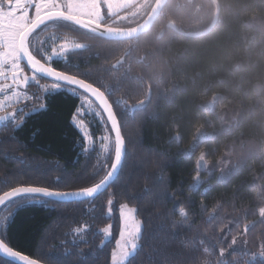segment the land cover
<instances>
[{"label":"trees","instance_id":"1","mask_svg":"<svg viewBox=\"0 0 264 264\" xmlns=\"http://www.w3.org/2000/svg\"><path fill=\"white\" fill-rule=\"evenodd\" d=\"M155 1L131 22L102 25L135 28ZM48 31L83 46L52 66L106 95L121 114L127 156L116 181L94 201L21 209L9 229L11 242L42 256L43 264H111L120 237L119 209L128 204L143 225L132 264H150L165 248L179 264H264V0H169L154 26L129 41L52 22L29 40L31 52L43 61L32 41ZM37 79L40 85L30 93L64 118L76 105L72 92L48 90L45 98L52 81ZM91 124L94 130L102 127ZM51 126L43 113L27 118L16 132L14 122L0 125V182L22 176L52 183L114 158V145L88 157L79 154L75 130L67 140L48 132L29 138L34 128ZM200 158L207 170L199 169ZM109 192L116 193L111 205ZM181 208L186 221L178 215ZM108 225L112 237L104 241L101 229ZM76 228H86L83 239L73 234Z\"/></svg>","mask_w":264,"mask_h":264},{"label":"snow or ice","instance_id":"2","mask_svg":"<svg viewBox=\"0 0 264 264\" xmlns=\"http://www.w3.org/2000/svg\"><path fill=\"white\" fill-rule=\"evenodd\" d=\"M24 2L25 0H0V16L3 17V23L7 29L5 33H0V94H4V98L0 99V110L4 112L0 114V122H14L12 131L16 132L23 129L27 118L43 113L49 116L52 126L44 130L34 128L30 133V139L35 140L36 136L48 132L67 140L70 130H75L78 135L73 141V147L80 149L79 154L88 157L92 153L103 151L107 142L111 141L114 145V158L109 156L110 163L102 160L92 165L91 170L85 165L84 171L78 175L73 173L67 174L66 177L57 176L52 183H48L46 179L37 177L24 179L22 176L5 178L0 182V256L7 258L5 261H0V264H41L43 259L42 256L24 252L9 238V229L15 223L21 209L32 204H43L46 208H50L54 203H68L72 200L94 201L114 183V178L118 177L127 156L125 140L121 132V114L116 112L112 104L90 91V86L81 78L37 63L36 58L30 55V50L25 53L24 38L28 33L20 29L19 17L22 8L18 6ZM22 55L24 60H21ZM23 61H26L27 66L34 73L31 77L24 74ZM35 74H40L52 81L51 90L54 94L59 93L64 86L72 89L76 105L64 118H61L59 114L51 113L50 104L40 102L41 96L38 93L33 92L29 95L27 89L30 81L40 85ZM80 95L86 97L87 109L84 108V103L80 102ZM43 96L47 98V88L44 89ZM89 97L97 102L99 110H92L93 105L89 102ZM32 100L36 103L30 105L28 102ZM89 110H92L91 114L102 125L99 130H94L91 122L87 120ZM12 139H15L20 147H26L15 137ZM97 139L100 147L96 145ZM20 159L23 163V158ZM61 167L59 164L56 165L57 169ZM74 184L82 186L74 191L60 190L61 186L69 188ZM108 195L110 198L107 203L111 205L113 203L111 197L116 193L109 192ZM120 195L125 194L121 192ZM136 211L128 204L120 206L122 226L119 232L120 238L116 241L118 251L111 252V264H125V261L132 264V258L139 250L137 241L141 239L143 225L135 218ZM178 215L183 217L184 221L188 219L183 208L179 209ZM110 230L111 225L105 227L103 232L110 234ZM81 231V228L73 229V234L79 235ZM166 249L159 251L157 258L150 261V264H179L174 254ZM66 255H72V253L66 252ZM78 255L82 256V253Z\"/></svg>","mask_w":264,"mask_h":264},{"label":"rangeland","instance_id":"3","mask_svg":"<svg viewBox=\"0 0 264 264\" xmlns=\"http://www.w3.org/2000/svg\"><path fill=\"white\" fill-rule=\"evenodd\" d=\"M151 2L152 0H25L24 3L18 5L20 8H22V12L19 17L21 22L20 29L25 31L38 17L52 11L64 12L70 16L89 20L97 24H102L106 20L108 23L117 21L131 22L134 19L142 16L146 12ZM102 4L105 5L108 16L104 15ZM126 10L128 11L125 12ZM112 17H115V19H112ZM6 31L7 29L4 26L3 17L0 16V33H5ZM17 39H19V37H17ZM32 48L33 50L40 49L44 60L47 61V63H52L54 60L64 59L69 52L79 50L83 48V46L73 40H64L61 37L54 35L53 31H48L47 34L40 39L39 35L35 36L32 41ZM22 67L24 68L23 64ZM24 74L29 77L33 75L27 72L25 68ZM35 86H37L36 82L30 81L27 90H36V88H34ZM47 89L49 91H53L51 90V85L48 86ZM64 89L72 92V89L65 87H63L61 90ZM29 95H31L30 91ZM3 98L4 94H0V99ZM80 98L81 103H84V108L87 109L88 103H85L86 97L84 95H80ZM88 100L93 105L92 110H99L96 104L90 98H88ZM9 109H11V106H9ZM92 110H89L87 120L97 124V118L91 114ZM1 113H3L2 110H0V114ZM97 143L100 145L99 140ZM111 145H113L111 141L107 142V146L103 151H107ZM207 165L208 163H205V159L200 158L199 169L207 170ZM104 228L101 229V232L103 234L104 241H106L112 237V227L110 234H105L103 232ZM85 229L86 228H83L81 233L76 235L77 239H83ZM137 243L139 244V240ZM115 250L118 251L117 247Z\"/></svg>","mask_w":264,"mask_h":264},{"label":"water","instance_id":"4","mask_svg":"<svg viewBox=\"0 0 264 264\" xmlns=\"http://www.w3.org/2000/svg\"><path fill=\"white\" fill-rule=\"evenodd\" d=\"M168 2H169V0H156L152 9H151L149 16L147 17V19L141 25H139L135 28H131V29H121V28H115V27L106 26V25H102V24H97V23L89 21V20L70 16L64 12L52 11V12L45 13V14L41 15L40 17H38L24 31V32L28 33L24 38L25 53H28V50H30L28 42H29V38L31 37V35L34 32H36L37 30H39L40 28H42L43 26L50 24L52 22H57V21L70 22V23L74 24L75 26H77V27H79V28H81L87 32H90L94 35L105 38L107 40H111V41L133 40V39L139 37L140 35L148 32L154 26L155 22L157 21V19L161 15L162 11L164 10V8L168 4ZM215 22H216V20L214 21L212 27L214 26ZM171 26H172V24H171ZM30 55L32 57L36 58L37 63L49 66L48 64L44 63L43 61L39 60L36 56H34V54L31 52V50H30ZM21 60H24V55L21 56ZM29 62H32V61H29ZM23 64L30 72H32V70L27 66L26 61H23ZM49 67H51V66H49ZM35 75L51 81L50 79L43 77L40 74H35ZM87 84L90 86V91H92L98 97L105 98L109 102L108 98L106 97V95L101 90H99L98 88L94 87L93 85H91L89 83H87ZM90 99L97 105V102H95L94 99H92V98H90ZM5 122H7V121L0 122V125H2ZM122 137H123V135H122ZM125 146H126V142H125ZM120 172H121V170H120ZM120 172H119V174H120ZM117 178L118 177L114 178V182L116 181ZM102 193H104V192H102ZM84 201H87V200H84ZM74 202H77V201L72 200L71 202H68V203H74ZM5 259H7V258H5ZM41 264H43V263H41Z\"/></svg>","mask_w":264,"mask_h":264},{"label":"flooded vegetation","instance_id":"5","mask_svg":"<svg viewBox=\"0 0 264 264\" xmlns=\"http://www.w3.org/2000/svg\"><path fill=\"white\" fill-rule=\"evenodd\" d=\"M32 36V35H31ZM29 40H30V38H29ZM28 45H29V42H28ZM39 59V58H38ZM39 60H41V59H39ZM41 61H43V60H41ZM55 61V60H54ZM44 63H46V64H48L49 66H51V67H53L52 66V63H47V61H43ZM22 64H23V62H22ZM24 65V64H23ZM31 74H33L32 72H31ZM34 75V74H33ZM1 114H4V112L3 113H1Z\"/></svg>","mask_w":264,"mask_h":264}]
</instances>
